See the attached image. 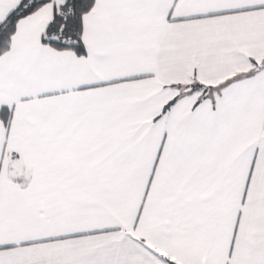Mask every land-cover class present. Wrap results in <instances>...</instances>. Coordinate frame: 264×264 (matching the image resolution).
I'll list each match as a JSON object with an SVG mask.
<instances>
[{"label": "snow or ice", "instance_id": "6c2138e0", "mask_svg": "<svg viewBox=\"0 0 264 264\" xmlns=\"http://www.w3.org/2000/svg\"><path fill=\"white\" fill-rule=\"evenodd\" d=\"M0 264H264V0H0Z\"/></svg>", "mask_w": 264, "mask_h": 264}]
</instances>
